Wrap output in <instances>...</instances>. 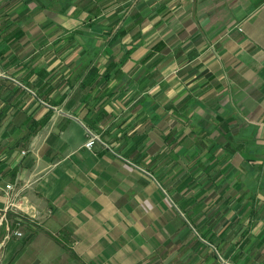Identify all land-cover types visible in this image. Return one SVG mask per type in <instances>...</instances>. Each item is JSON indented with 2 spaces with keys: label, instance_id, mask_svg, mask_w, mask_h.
<instances>
[{
  "label": "crops",
  "instance_id": "0c3cea01",
  "mask_svg": "<svg viewBox=\"0 0 264 264\" xmlns=\"http://www.w3.org/2000/svg\"><path fill=\"white\" fill-rule=\"evenodd\" d=\"M20 2L0 22V210L13 184L23 211L6 224L36 227L0 244V264H150L120 226L137 178L119 143L187 119L225 156L239 142L264 159V0ZM88 130L119 151L86 148Z\"/></svg>",
  "mask_w": 264,
  "mask_h": 264
},
{
  "label": "rangeland",
  "instance_id": "374dc122",
  "mask_svg": "<svg viewBox=\"0 0 264 264\" xmlns=\"http://www.w3.org/2000/svg\"><path fill=\"white\" fill-rule=\"evenodd\" d=\"M26 1L34 6L32 0ZM14 2L21 3L0 0V22L10 16L8 6ZM20 87L40 103V113L45 107L31 93L34 88L27 84ZM36 95L49 103L47 97ZM184 122V126L169 125L172 130L168 136L163 129L147 137L142 125L134 132L137 135H124L132 141L119 143L122 150H129L127 164L137 178L135 186L122 191L132 206L126 211L121 207L126 214L121 229L129 231L138 246L152 249V254L145 256L150 264H263L264 159L237 157L236 151L242 148L239 142L233 146L234 156H225V141L199 140L194 135L198 127L187 125V119ZM96 136L104 147L115 146L104 138L107 135ZM18 217L19 221L10 220L11 230H20L25 237L36 225ZM7 233L0 237V244L8 243Z\"/></svg>",
  "mask_w": 264,
  "mask_h": 264
},
{
  "label": "built area",
  "instance_id": "2783aa9c",
  "mask_svg": "<svg viewBox=\"0 0 264 264\" xmlns=\"http://www.w3.org/2000/svg\"><path fill=\"white\" fill-rule=\"evenodd\" d=\"M89 133V139L85 145L86 148L88 149H92L97 142H100L98 141L99 138L91 133V132H88ZM15 192V195H16V191H15V186L13 184H10V185H7L6 186V192H5V195L7 197V206L4 210H0V229L1 227L3 226H6L7 227V230H8V234L7 236L5 237L6 240H10L12 237H16L18 239H22L24 237V233L21 232L20 230H11V227L10 225L6 224L7 223V215L9 213V211L11 209H15V210H18V211H23L21 209L20 206H18V204L15 203L14 201V193ZM35 218V215L32 216ZM32 221V220H31Z\"/></svg>",
  "mask_w": 264,
  "mask_h": 264
},
{
  "label": "trees",
  "instance_id": "16d2710c",
  "mask_svg": "<svg viewBox=\"0 0 264 264\" xmlns=\"http://www.w3.org/2000/svg\"><path fill=\"white\" fill-rule=\"evenodd\" d=\"M47 122H48V118H47V119H45V120H43V121L41 122V125H42V127H43L44 125H46V124H47Z\"/></svg>",
  "mask_w": 264,
  "mask_h": 264
}]
</instances>
